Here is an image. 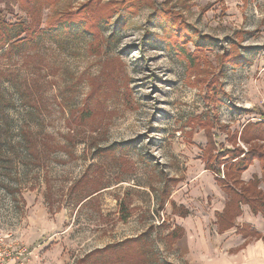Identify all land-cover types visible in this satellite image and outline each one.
<instances>
[{
	"label": "rangeland",
	"instance_id": "rangeland-1",
	"mask_svg": "<svg viewBox=\"0 0 264 264\" xmlns=\"http://www.w3.org/2000/svg\"><path fill=\"white\" fill-rule=\"evenodd\" d=\"M0 24L35 37L0 52V232L51 264L132 238L149 264L238 257L213 211L226 148L248 152L238 129L264 122V0H0ZM235 47L244 60L226 65ZM177 225L187 236L172 246Z\"/></svg>",
	"mask_w": 264,
	"mask_h": 264
},
{
	"label": "trees",
	"instance_id": "trees-1",
	"mask_svg": "<svg viewBox=\"0 0 264 264\" xmlns=\"http://www.w3.org/2000/svg\"><path fill=\"white\" fill-rule=\"evenodd\" d=\"M0 29V52L5 49V46L10 44V52L16 53L18 50H22L26 47H31L34 44L35 37L30 32L27 33L26 29H21L18 35L13 36L12 29H16V26L2 25ZM23 26L21 25L20 28ZM27 33L25 39L21 41H14L21 34ZM36 34V33H35ZM13 41V43H11ZM244 50H249V47H241ZM234 55L231 51L226 50V65H241L244 60L243 56L239 52V48H234ZM4 74L0 72V78H3ZM264 116V115H262ZM264 123H249L247 124L241 135L236 133L228 134L227 141L235 142L237 140L242 141L245 145H250L248 152L243 149H233L226 148V170L224 169V177L226 180V185L224 191L227 192L231 198L230 202L226 207V219L229 223H226L227 227L230 228L234 225L235 218L240 214V208L242 205H248L254 213H261L264 217V191L261 189V185L264 184ZM228 130V129H227ZM230 132V131H228ZM23 140L25 146L31 153H36L38 147L36 143V138L29 132H23ZM259 141L263 144H257ZM232 142V143H233ZM44 145L50 151L53 150L49 143H44ZM224 156V155H223ZM255 160L260 161L262 167V178L259 179L255 177L249 183H244L241 181L242 174L248 170V168L253 164ZM217 162V161H216ZM216 162L211 163L206 166V169L213 172L218 177H221L222 172L220 167L215 166ZM218 163V162H217ZM175 185L178 183L176 179H172ZM218 182H224L218 180ZM168 200V198H166ZM182 211H187L183 208ZM234 211V212H233ZM224 224V223H223ZM179 231L171 234H179ZM172 238V237H171ZM129 261L135 264H149L151 262H158V258L154 256V252L150 246L147 244V240L144 238L139 239H126L120 244L109 245L104 249H96L89 254H87L82 264H129Z\"/></svg>",
	"mask_w": 264,
	"mask_h": 264
},
{
	"label": "crops",
	"instance_id": "crops-1",
	"mask_svg": "<svg viewBox=\"0 0 264 264\" xmlns=\"http://www.w3.org/2000/svg\"><path fill=\"white\" fill-rule=\"evenodd\" d=\"M260 122L264 123L263 121H260ZM243 129L244 128L238 129L239 136L241 135ZM204 170L205 172L206 171L211 172L207 170L206 167L204 168ZM211 173L214 174L213 172ZM255 177L259 179L262 178V167H261L260 161L258 160H255L253 164L248 168V170L242 174L241 181L247 184L250 181H252ZM217 178H220V177L215 175V182L218 185ZM223 178L225 179L224 175H223ZM219 187L222 189V192L226 196V202L221 210L213 211V214L215 215V218H216V221L213 224L217 228L219 226L218 232H219V229L222 230L221 235H219L218 237L221 238L223 241H225L226 249L228 250L238 249L237 251L238 257L233 260L226 259V264H229V263L231 264L233 263L235 264H264V240H263L264 217L263 215L261 213H254L248 205H242L240 208L241 210L240 214L235 218L234 225L228 228L226 225L227 216H226L225 210L231 198L229 194L225 192L221 186ZM170 198L171 196L169 197L168 200L165 201L166 204L171 201ZM171 206H172V211H171L172 216L178 219H181V220L188 219L191 216V211H182V209L185 208L184 206H177L175 203H171ZM201 226L202 225H200V227ZM247 229H249V232L255 233V236H253L255 238L252 242H250V239L252 236L249 235V233L247 232ZM178 230H180L179 234L175 236L172 235L171 236L172 238L171 237L168 238L172 242V246H174L175 244L178 245V243L184 239V235H186L187 233V229L185 227L177 225L169 233V236ZM199 230L200 229L198 227L197 231ZM196 238L200 240L202 245L203 243H205V241H202V239L204 240L203 235H201L200 237H196ZM191 247H194V245H192ZM204 247L208 248L210 247V245L207 244ZM30 259H28V261H26L24 264H51L53 261L51 252H47L46 254L42 256V258H40L37 261H36V257H33L31 260ZM197 260L199 261V259Z\"/></svg>",
	"mask_w": 264,
	"mask_h": 264
},
{
	"label": "built area",
	"instance_id": "built-area-1",
	"mask_svg": "<svg viewBox=\"0 0 264 264\" xmlns=\"http://www.w3.org/2000/svg\"><path fill=\"white\" fill-rule=\"evenodd\" d=\"M32 253L12 235L0 232V264H24Z\"/></svg>",
	"mask_w": 264,
	"mask_h": 264
}]
</instances>
